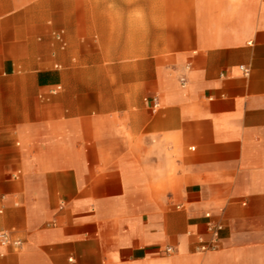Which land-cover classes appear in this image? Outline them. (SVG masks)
<instances>
[{
	"label": "crops",
	"instance_id": "0c3cea01",
	"mask_svg": "<svg viewBox=\"0 0 264 264\" xmlns=\"http://www.w3.org/2000/svg\"><path fill=\"white\" fill-rule=\"evenodd\" d=\"M0 232V264H264V0H0Z\"/></svg>",
	"mask_w": 264,
	"mask_h": 264
},
{
	"label": "built area",
	"instance_id": "2783aa9c",
	"mask_svg": "<svg viewBox=\"0 0 264 264\" xmlns=\"http://www.w3.org/2000/svg\"><path fill=\"white\" fill-rule=\"evenodd\" d=\"M206 215L208 216L209 214L206 213ZM209 229L212 231V234L214 236V238H212L210 241L205 242L204 240H200L199 244L196 247L197 251H206L209 249H214L216 247V236H217V232L220 229V226L218 225H210ZM0 242L1 243H9L11 242V239L9 238V236L4 233V232H0ZM13 243L19 245L20 242L19 241H13Z\"/></svg>",
	"mask_w": 264,
	"mask_h": 264
}]
</instances>
